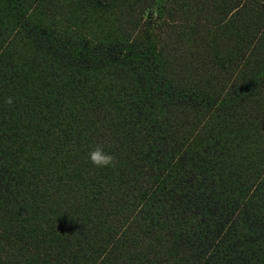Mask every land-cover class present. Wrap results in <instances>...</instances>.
Listing matches in <instances>:
<instances>
[{
    "label": "trees",
    "instance_id": "1",
    "mask_svg": "<svg viewBox=\"0 0 264 264\" xmlns=\"http://www.w3.org/2000/svg\"><path fill=\"white\" fill-rule=\"evenodd\" d=\"M0 264H264V0H0Z\"/></svg>",
    "mask_w": 264,
    "mask_h": 264
},
{
    "label": "clouds",
    "instance_id": "2",
    "mask_svg": "<svg viewBox=\"0 0 264 264\" xmlns=\"http://www.w3.org/2000/svg\"><path fill=\"white\" fill-rule=\"evenodd\" d=\"M13 99L9 97L6 100V103L11 104ZM89 159L93 165L98 168H105V167H115L116 164V157L109 151L105 150V146L101 144H96L91 148L88 153Z\"/></svg>",
    "mask_w": 264,
    "mask_h": 264
},
{
    "label": "rangeland",
    "instance_id": "3",
    "mask_svg": "<svg viewBox=\"0 0 264 264\" xmlns=\"http://www.w3.org/2000/svg\"><path fill=\"white\" fill-rule=\"evenodd\" d=\"M155 8H156V10H158V6H155ZM153 21H154V26L157 28V30H160L163 28V24L161 23L162 22L161 19L154 18Z\"/></svg>",
    "mask_w": 264,
    "mask_h": 264
}]
</instances>
